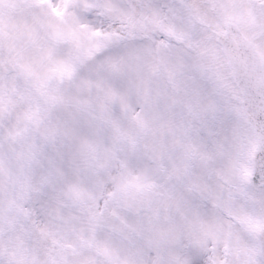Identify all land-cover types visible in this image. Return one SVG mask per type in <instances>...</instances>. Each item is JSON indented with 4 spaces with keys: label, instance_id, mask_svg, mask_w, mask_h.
I'll return each instance as SVG.
<instances>
[{
    "label": "snow or ice",
    "instance_id": "1",
    "mask_svg": "<svg viewBox=\"0 0 264 264\" xmlns=\"http://www.w3.org/2000/svg\"><path fill=\"white\" fill-rule=\"evenodd\" d=\"M0 264H264V0H0Z\"/></svg>",
    "mask_w": 264,
    "mask_h": 264
}]
</instances>
